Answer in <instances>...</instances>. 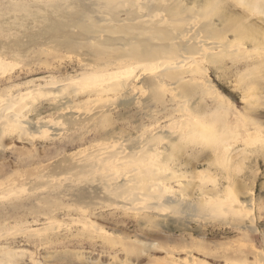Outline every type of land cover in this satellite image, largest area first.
I'll return each mask as SVG.
<instances>
[{
	"label": "rangeland",
	"instance_id": "1",
	"mask_svg": "<svg viewBox=\"0 0 264 264\" xmlns=\"http://www.w3.org/2000/svg\"><path fill=\"white\" fill-rule=\"evenodd\" d=\"M143 1L141 13L132 14L133 19L120 21L125 16L113 14L101 22L78 0H69L61 8L48 0H0V106L12 105L5 101L9 93L38 88L51 77L75 80L84 64L97 68L106 57L132 56L135 45L148 34L134 23L154 14L147 10L148 1ZM222 1L213 13L218 27L225 31L231 24L239 25L240 32L225 31L235 45L204 62V78L198 77L196 96L186 106L203 121L196 126L201 134L192 140L189 136L181 140V134L169 136L171 122L178 117L171 101L154 104L157 118H165L159 123L141 104L131 108L115 104L108 117V127L124 137L142 131L150 139L161 136L160 159L165 172L173 176L171 192L183 198V205L168 210L170 216H161L118 208L102 194L79 200L77 191H62L53 183L58 178L77 179L72 161L98 143L93 139L97 131L77 140V126L53 136L34 128L8 129L2 122L0 258L7 257L6 264H171L174 259L180 264L188 250L199 264H235L244 246L264 250V12L238 0ZM93 36L96 39H90ZM152 47L157 56L145 60L163 55V49L153 43L145 45L146 50ZM207 80L210 91L203 89ZM110 94L115 93L101 97L75 85L59 99L43 96L26 107L18 99L21 104H14L12 111L53 120L64 97L73 106L96 109L113 101ZM145 124L154 127L143 129ZM208 127L222 133L220 143ZM216 183L222 190L220 199L227 195L253 199L255 235L186 207L195 201L204 203L199 188L210 189Z\"/></svg>",
	"mask_w": 264,
	"mask_h": 264
},
{
	"label": "bare ground",
	"instance_id": "2",
	"mask_svg": "<svg viewBox=\"0 0 264 264\" xmlns=\"http://www.w3.org/2000/svg\"><path fill=\"white\" fill-rule=\"evenodd\" d=\"M48 1H51V5L61 8L69 0ZM78 1L84 4L90 13L95 14L101 22L109 21L107 16L113 14H123L125 19H119L120 21L133 19L132 14L139 15L144 7L141 6L143 0ZM147 1L149 4L147 10L154 14L149 19H141L134 23L135 27L145 30L148 34L143 41L135 45L132 56L123 54L112 58L106 57L102 61L103 65L97 68L84 64L82 72L78 73L76 79L72 81H55V78L51 77L46 84H41L38 88L27 89L17 95L9 93L5 101H9L12 105L0 106V125L3 122L6 124L5 128L8 126L14 129L34 128L41 134L49 131L53 136L61 135L65 129H76L77 126V140H81L87 132L97 131L93 139L98 143L94 144L90 150L85 149L77 153V161H72L74 167H77V179L58 178L53 183L54 187L62 191H77L79 200L89 198L91 194H102V197L118 208L130 209L141 214L153 212L161 216H170L167 211L176 206L181 207L184 200L181 196L171 192L173 187L169 184L173 176L165 172L160 159L162 151L158 152V142L161 136L156 135L155 140L150 139L146 136V132L142 131L124 137L119 130L108 127L110 124L108 117L113 114L111 108L115 104L121 108H131V106L141 104L149 110L150 116H156L157 123H159L165 118H157L160 115L159 111L154 109V104L156 102L165 104L171 101L175 104L171 108L178 117L171 122L173 128L168 131L169 136L181 134L179 137L181 140L188 136L191 140L194 139L195 136L201 134V127L196 126L203 124V121L200 123L197 115L188 110L186 106L191 96H196L193 93L197 85L199 86L198 77L200 75L202 77L206 72L204 62H211V56L219 52L223 53L228 47L235 45L231 39L226 37L225 31L238 34L240 27L231 24L225 31L218 27L213 13L223 3L222 0ZM237 2L247 3L248 7L264 12V0H238ZM90 21L93 22L91 19ZM90 39L96 38L93 36ZM148 43H153L163 49V55L159 59L155 61L144 59L153 58L158 54L153 47L151 50L145 49ZM0 60L3 61L2 58ZM206 82L208 85L205 83L203 89L208 87L210 91L212 86L208 80ZM75 85L81 86L84 90L90 89V92H97L101 97L115 93L110 94L113 101L99 108L90 109L80 104V106H73L67 102V97H64L57 103V117L53 120L28 118L20 112L12 111L14 104H21L17 103L18 99L23 102L24 107L43 96L59 99ZM60 121L66 126L61 125ZM153 127L149 124L143 125V129ZM208 128H211L209 129L211 134L218 137L220 143L222 133H214L213 127ZM41 130L44 131L40 132ZM121 137H124L123 141L119 142L118 139ZM219 185L216 183L210 189L199 188L203 192L204 203L195 201L188 203L186 207L192 211H200L204 216L210 214L220 222L237 226L248 235L251 233H253L252 236L255 235L258 228L253 199L240 200L235 195L233 197L227 195L224 199H220L222 190ZM201 205L202 210L199 208ZM174 214H178V211ZM244 247L241 249L242 254L235 258V264H264V250H258L253 245ZM6 259L7 257L0 258V264H6ZM178 262L174 259L171 264ZM199 263L200 261L198 262L189 250L186 259L180 261V264Z\"/></svg>",
	"mask_w": 264,
	"mask_h": 264
}]
</instances>
